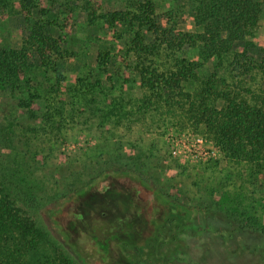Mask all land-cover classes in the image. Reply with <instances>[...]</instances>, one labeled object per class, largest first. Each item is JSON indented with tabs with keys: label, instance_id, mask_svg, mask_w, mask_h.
Listing matches in <instances>:
<instances>
[{
	"label": "rangeland",
	"instance_id": "rangeland-1",
	"mask_svg": "<svg viewBox=\"0 0 264 264\" xmlns=\"http://www.w3.org/2000/svg\"><path fill=\"white\" fill-rule=\"evenodd\" d=\"M184 1L33 0V6L25 7L23 0H7L11 13L0 16V47L27 44L31 51L21 87L0 93V123L6 137L15 138L21 178L37 173L33 183L40 194L55 199L43 209L49 228L83 264H110L101 262L102 252L125 259L128 253L114 231L131 247L137 240L155 238L152 223L160 218L161 201L168 199L182 206L188 221L172 227V235L184 230L183 246L199 264H264V248L258 246H264L259 234L264 230V164L229 159L183 113L161 102L147 105L148 92L137 78L115 74L120 67L128 75L135 65L136 57L125 55L137 24L126 30L122 19L111 24V15L133 16L139 3L148 2L159 24L171 17L180 29L195 30ZM89 2L98 7L95 13ZM40 24L61 48L45 66L30 42ZM250 41L264 47V17ZM104 53L110 56L107 63L102 62ZM182 55L198 64V80L188 90L220 66L219 58L207 59L198 47H188ZM227 60L218 75L234 83ZM154 61L161 69L171 64L165 57ZM259 81L246 86L256 89ZM205 225L213 233H198ZM121 229H131L130 236ZM136 230H145L144 237ZM211 235L219 239L211 240ZM147 248L145 243L143 252Z\"/></svg>",
	"mask_w": 264,
	"mask_h": 264
},
{
	"label": "trees",
	"instance_id": "trees-1",
	"mask_svg": "<svg viewBox=\"0 0 264 264\" xmlns=\"http://www.w3.org/2000/svg\"><path fill=\"white\" fill-rule=\"evenodd\" d=\"M23 1L26 2L25 7L34 5L33 0ZM185 2L189 4L195 30L180 29L171 17H168L167 23L159 24L155 7L148 2L139 3V10L133 16L125 12L111 15L109 22L113 24L122 19L126 30L133 26V22L137 24L133 26L137 27V33L125 55L136 57L135 65L128 75L120 67L115 74L125 79L137 78L148 92L147 105L161 102L170 106L171 110L175 108L183 113L188 124L205 132L229 159L264 164V47L250 41L263 22L264 0ZM88 5L95 13L98 7L92 6L91 2ZM10 13L7 0H0V16ZM199 27L201 31H198ZM30 38L42 66L51 63L54 54H61L58 39L51 35L45 24L34 27ZM28 47L27 44L20 49L0 47V93L21 87L31 57ZM188 47L200 48L209 60L214 57L220 59L216 72L190 90L187 86L198 80V64L182 55ZM160 57H165L171 64L166 61V68L161 69L154 61ZM225 59L229 60L228 68L234 83H228L218 75ZM109 61V53H104L102 62ZM259 78L256 89L246 86L247 81ZM14 140V137H6L0 123V264H83L77 253L74 255L67 251L49 228L43 209L55 200L53 195L46 199L40 194L41 188L33 183L38 178L37 173H24L21 178L20 165L13 152ZM181 207L170 199L161 201L160 218L156 224L152 223L154 234H157L155 238L160 239L158 242L153 237L140 239L131 247L130 242L124 241L120 233L113 230L115 240H121L118 245L125 248L121 250L128 254H125V259H110L102 252L101 262L199 264L194 252V256L189 255L186 251L188 246H183L180 234L184 230L179 228L178 234L172 235V227L176 229L179 221L188 222L182 215ZM167 223L171 224L170 228ZM130 230L120 231L129 235ZM209 230L213 233V229L205 225L198 233L207 236L211 234ZM135 233L142 238L145 230H136ZM259 234L264 238V230H260ZM162 236L164 239H161ZM167 239L171 246L164 241ZM218 239V235H211V240ZM175 241L178 243L174 245ZM145 243H148L147 253L143 252ZM200 259H205L203 254Z\"/></svg>",
	"mask_w": 264,
	"mask_h": 264
}]
</instances>
